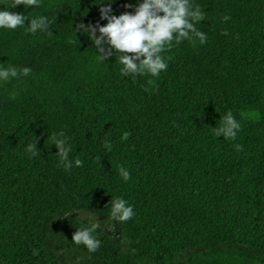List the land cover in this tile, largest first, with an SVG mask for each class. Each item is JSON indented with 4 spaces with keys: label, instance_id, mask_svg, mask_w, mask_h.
Returning a JSON list of instances; mask_svg holds the SVG:
<instances>
[{
    "label": "trees",
    "instance_id": "obj_1",
    "mask_svg": "<svg viewBox=\"0 0 264 264\" xmlns=\"http://www.w3.org/2000/svg\"><path fill=\"white\" fill-rule=\"evenodd\" d=\"M15 2L0 10L50 23L0 29V67L16 72L0 80V264H66L46 239L50 220L73 208L107 218L117 196L135 213L112 221L123 242L96 225L89 253L71 236L95 224L76 216L63 223L72 247L112 264H264V0H190L206 40L173 41L157 77L121 76L74 31L106 23L99 0ZM134 6L115 0L111 14ZM228 111L232 140L211 131ZM60 132L79 167H57L48 137Z\"/></svg>",
    "mask_w": 264,
    "mask_h": 264
},
{
    "label": "clouds",
    "instance_id": "obj_2",
    "mask_svg": "<svg viewBox=\"0 0 264 264\" xmlns=\"http://www.w3.org/2000/svg\"><path fill=\"white\" fill-rule=\"evenodd\" d=\"M115 0H99V17L106 23L101 26L97 23L85 25L78 22L74 31L79 29L91 42L98 52V61L107 60L114 56L120 65L119 73L124 77L148 74L157 77L167 69L166 58L161 53L172 45L181 41L190 43L199 42L201 45L206 40L205 33L195 28V23L204 19V13L198 5L194 6L190 0H134L135 6L132 11H122L118 15L111 14V5ZM39 6V0H16L10 8L17 4ZM132 5L125 4L128 9ZM227 19V17H224ZM27 20V33L45 32L48 30L50 21L46 16L39 15L29 20L25 15L9 10H0V29L15 30L18 26L25 25ZM98 33V34H97ZM27 71V69H25ZM15 76L16 72L11 68L0 67V80ZM151 83V81H149ZM221 119V118H219ZM240 124L230 111L226 112L221 119L220 125L211 127L212 134L225 139H235ZM128 133L122 134L121 139H127ZM49 145L56 148L58 158L57 167H63L68 171L72 167H79L81 160H70V145L63 132L48 137ZM237 151L241 149L235 145ZM24 151L31 157L39 155L40 150L36 146L35 139L28 143ZM123 181L129 180V171L124 167L118 169ZM110 212L107 219L113 222H126L135 213L133 207L125 199L117 196L111 197L108 204ZM96 225L78 228L71 236V241L76 245H83L89 253H94L100 247V241L94 237L93 229Z\"/></svg>",
    "mask_w": 264,
    "mask_h": 264
},
{
    "label": "rangeland",
    "instance_id": "obj_3",
    "mask_svg": "<svg viewBox=\"0 0 264 264\" xmlns=\"http://www.w3.org/2000/svg\"><path fill=\"white\" fill-rule=\"evenodd\" d=\"M76 216L102 227L116 240L123 242L120 231L112 221L101 216L94 210L87 208H73L60 213V215L55 216L50 220L46 230V239L51 250L54 254L61 257L66 264H112L110 261L102 260L87 252L77 250L68 243V238L65 232L63 233V223L68 218Z\"/></svg>",
    "mask_w": 264,
    "mask_h": 264
}]
</instances>
